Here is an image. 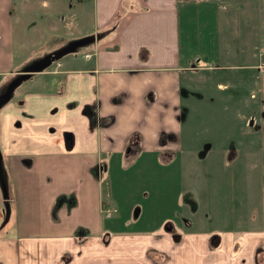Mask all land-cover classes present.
Segmentation results:
<instances>
[{
  "label": "crops",
  "instance_id": "1",
  "mask_svg": "<svg viewBox=\"0 0 264 264\" xmlns=\"http://www.w3.org/2000/svg\"><path fill=\"white\" fill-rule=\"evenodd\" d=\"M194 6L187 0H0V264H264L263 59H247L240 50L222 58L221 41L193 35ZM230 77L238 85L257 83L259 113L243 121L257 122L261 132L258 138L247 133L238 146L233 141L230 151L241 156L224 161L236 159V171L238 158L251 164L258 185L235 186L226 229L200 232L193 229L203 218L200 205H212L209 192L200 199L195 183L197 151L206 143L219 151L231 144L220 134L189 138L184 119L191 123L199 114L193 105L200 84L224 91ZM136 163L147 173L138 189ZM172 164H179L176 193L164 183ZM101 169L109 180L105 203L116 208L109 217L101 212ZM169 194L173 204L162 200ZM246 209L256 213L246 217ZM170 221L192 229L169 231Z\"/></svg>",
  "mask_w": 264,
  "mask_h": 264
},
{
  "label": "rangeland",
  "instance_id": "2",
  "mask_svg": "<svg viewBox=\"0 0 264 264\" xmlns=\"http://www.w3.org/2000/svg\"><path fill=\"white\" fill-rule=\"evenodd\" d=\"M190 1H193L195 4L192 14V17L195 19L192 27L193 35H195V33H199L200 38L207 36L209 44L211 43V37L212 42L213 40L215 42L221 41L222 51L220 52L219 48H217L216 52H220V56L222 58L226 51H228L227 59H230L231 55L229 51H235L236 54V50H240L241 54H244L245 52L247 59H263V61L260 62V67H262L264 72V0H187V3H190ZM201 3H204L207 6L206 12L201 6ZM190 9H192V7H190ZM185 32H188L187 23L182 22L183 36L185 35ZM206 44L207 39L204 38L202 40V46L205 47ZM55 59L56 58L50 60L47 57L48 61ZM204 60L208 61L206 56L204 57ZM230 78H232L234 82L226 86L224 91L219 90L215 84H213V86L200 84V91L207 94V96L212 94V97H215L214 102L216 103L211 101V98L209 97H203V93L200 92L201 97H197L195 101L196 106L193 105L195 111L198 109L199 114L193 115L194 120L191 121V123L190 121H185L184 119V124H186V126H184V135L186 134L189 138L193 134V137L196 139L204 137L205 140L208 141L212 140L214 135L220 134V136L216 135V137H220L221 139L224 138L225 140L223 141L227 140V143L231 144L229 146V150L225 147L224 149L220 148L222 150L219 151L218 149L212 150L206 143V146L204 145L199 147V150L197 151L196 156L199 162L197 163V168H195V164H193V170L198 171L200 180L198 179L199 181L195 183L200 185V199L205 198L207 192H209L212 205L211 210H208L205 205H200L202 207L200 208L199 213L203 216V218H199L198 222L193 224V229H198L200 232L226 229L223 228L222 225L228 222V204L232 206V203L228 202L229 195L231 194V197H233L235 191V197L237 198V190L235 186L237 187V185L241 183L243 186L248 185L249 189V186H254L256 182L258 185L257 178H255V173L257 174V171L253 169L251 164L241 161V159L238 158L242 164L239 171H236L237 168H235V166L239 163L236 159L231 162L224 161L225 156L226 159L230 156H241L239 149L234 151L230 150L234 144L238 146L240 139L249 138V135H246L247 133L256 132V134H250L253 137L258 138L261 132L260 126L257 122H253V124L250 125L248 123L249 120H246V124H244L243 121L245 116L252 114L256 117L259 113V109H257L259 98L256 96L257 93L255 95L257 83L250 81L248 85L247 83L238 85L236 83V78ZM9 92L10 91L8 90V93ZM193 97L196 98L194 95ZM216 124L221 126L218 127ZM189 140L191 141V139H187V142ZM104 165L105 164H102L101 168ZM176 165L179 164H175V166ZM135 166L142 167V164L136 163ZM175 166H173V176L167 175L164 178L165 181H163L166 183L165 189L176 193L180 185L179 178H177L178 172ZM100 171L102 174L101 188L104 191L102 197L104 198V201H107L109 180L106 172L103 169ZM133 171L135 170L133 169ZM245 173H247L250 177L248 179L244 178L243 181H241L240 179H242L243 175L245 177ZM145 175H147L146 170L142 167L140 174L137 173V175L133 176L132 181L135 189H138L140 185H146V179L144 178ZM152 179L148 180V184L150 186L151 184H153V186L155 184ZM189 181L190 180L188 179V182ZM259 182L260 185L262 184L264 187V182L262 180H259ZM118 183L121 185L120 181H118ZM185 183L187 184V179ZM246 192L248 191L246 190ZM185 195H187V191L185 192L184 189L182 191V196ZM162 200H167L169 204H173V195L169 194L168 197H164ZM142 205L143 204L140 203V207ZM103 206L104 208L101 210L102 214L105 217L111 216L114 212L111 208L112 206L106 203H104ZM239 206L244 208L248 207V204L242 202ZM172 210H175L173 206L171 207V212H173ZM242 213L246 214L247 217L250 215L252 216L256 213V211L246 209ZM212 214L213 217L210 216V219H208V215ZM186 216L187 215L183 216V218ZM150 222H154V219ZM213 223L216 227L211 226ZM168 225H173V223L170 221L168 222ZM169 227V231L173 232H179L184 229L185 231L192 229L189 225L188 227L187 225H184V227ZM150 255L153 259L156 258L159 261L160 256L158 253H152Z\"/></svg>",
  "mask_w": 264,
  "mask_h": 264
},
{
  "label": "water",
  "instance_id": "3",
  "mask_svg": "<svg viewBox=\"0 0 264 264\" xmlns=\"http://www.w3.org/2000/svg\"><path fill=\"white\" fill-rule=\"evenodd\" d=\"M57 55V53L56 54H53L52 56H50L48 59H54V58H56L55 56ZM29 73H25V74H23L22 76H20V78H22V77H25V76H27Z\"/></svg>",
  "mask_w": 264,
  "mask_h": 264
},
{
  "label": "trees",
  "instance_id": "4",
  "mask_svg": "<svg viewBox=\"0 0 264 264\" xmlns=\"http://www.w3.org/2000/svg\"><path fill=\"white\" fill-rule=\"evenodd\" d=\"M105 203V201L103 200L102 201V205ZM168 224L166 223V226H165V229L167 228V227H169V226H167Z\"/></svg>",
  "mask_w": 264,
  "mask_h": 264
},
{
  "label": "flooded vegetation",
  "instance_id": "5",
  "mask_svg": "<svg viewBox=\"0 0 264 264\" xmlns=\"http://www.w3.org/2000/svg\"><path fill=\"white\" fill-rule=\"evenodd\" d=\"M167 226H170V225H167ZM167 228H170V227H167Z\"/></svg>",
  "mask_w": 264,
  "mask_h": 264
}]
</instances>
